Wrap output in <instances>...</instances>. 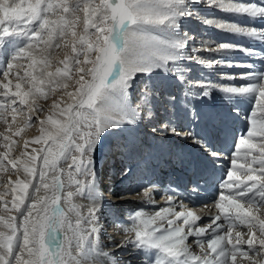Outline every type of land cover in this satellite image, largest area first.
<instances>
[{"label": "snow or ice", "instance_id": "1", "mask_svg": "<svg viewBox=\"0 0 264 264\" xmlns=\"http://www.w3.org/2000/svg\"><path fill=\"white\" fill-rule=\"evenodd\" d=\"M201 5L230 16L264 20V3L253 0H0V75L7 79L17 60L30 61L23 75L14 74L15 90L12 80H0V122L11 132L6 114L15 123L20 113L26 115L24 127L37 121L41 125L40 135L24 141L20 156L26 159H8L16 141L7 143L11 137L0 134L7 149L0 153V169L6 171L10 165L16 170L19 161L29 177L27 181L9 177L0 185L3 211L17 213L0 215V264H133L132 259L121 261L119 254L104 250L101 218L108 208L97 194V151L111 129L141 118L138 107L129 103L130 90L138 74L150 77L159 70L175 73L178 80L198 89V95L207 97L217 87L229 99L236 98L229 115H239L243 98L252 97L255 104L246 113L249 127L233 141L230 167L213 198L217 213L210 222L201 226L202 218L183 200L177 204L173 193L166 206L154 211L141 207L124 221L114 215L118 232L125 236L114 246L128 250L134 259L143 257L142 264H238V257L248 264H264V219L253 214L264 208V67L253 71L249 65L241 76L247 81L242 86L191 83L179 67L186 54L208 67L221 63L214 54L227 56L236 50L257 54L232 43L194 50L195 37L181 28L185 18L262 42L264 25L248 27L208 18L197 10ZM81 14L83 29L78 32ZM61 46L70 47L71 55L50 71L53 53ZM204 51L210 53L207 58L194 54ZM20 81H25L27 90ZM58 90L71 99L66 104L63 97L53 99L50 105L62 119L49 114L34 121L33 111H45L36 99L47 100ZM154 92V85L145 84L140 94L145 106ZM147 115L151 117L150 109ZM45 123L54 129H46ZM224 125L226 142L227 118ZM24 127L14 135L20 136ZM30 142L42 147L29 153ZM197 142L213 158L212 164L223 158V151L207 140ZM195 184L198 189L199 181ZM156 192L152 184L135 195L142 196V204L155 205ZM9 195L10 201L5 199ZM77 198L89 203L78 205Z\"/></svg>", "mask_w": 264, "mask_h": 264}, {"label": "bare ground", "instance_id": "2", "mask_svg": "<svg viewBox=\"0 0 264 264\" xmlns=\"http://www.w3.org/2000/svg\"><path fill=\"white\" fill-rule=\"evenodd\" d=\"M200 7H202V9H200ZM197 10L199 11V10H209V9H212L211 10V12L207 15V17L208 18H212V19H217V15H220V14H215V15H212V12L214 11L213 9H215V8H208L207 6H204V5H201ZM200 12V11H199ZM216 12V11H215ZM201 15H205V14H202L201 13ZM188 20V19H187ZM199 20L200 19H195V18H191V17H189V20L188 21H186V22H188V24L189 25H187V26H185V27H183V25L181 26V28H182V30H183V28H184V32H188L190 35H191V30H192V27H191V25H195L196 23H195V21H198V23H197V25H200V22H199ZM227 20H229V21H231V18L229 17ZM231 23H236L235 21L234 22H231ZM202 25H203V23H201ZM214 30L215 29V27H212V26H210V27H208V30ZM202 36V35H201ZM206 36V35H205ZM209 36H210V39H212V40H210V41H208L209 43H208V45H211V47H213V48H215V46H217V44L215 45V41H213L214 40V38H213V36H211L210 35V33H209ZM201 40V39H200ZM205 40V39H204ZM197 42H199L198 41V37L196 38L195 37V44L192 46L193 47V49H199V48H207V46L208 45H199V44H197ZM201 42V41H200ZM202 43V42H201ZM221 43V42H220ZM222 43H224L223 41H222ZM207 44V43H206ZM218 44H219V42H218ZM194 54H196V55H200V54H198V53H194ZM186 58H187V54H186ZM189 60H192V59H189ZM192 61H195V60H192ZM22 62H24V61H22ZM22 62H19V63H17V64H19L20 65V69H21V67L23 66L22 65ZM26 65V64H25ZM204 67H206L208 70H212V68L211 67H208V66H205V65H203ZM18 67H16V69L18 70L19 68ZM179 67H180V69L181 70H183V72H184V74L186 75V77H187V80L189 81V82H191V83H196V81H194L195 80V77L193 76L192 78H190L189 77V74L192 72V69H191V67L190 66H188V65H186V63L185 62H180V64H179ZM196 67V66H195ZM24 68V67H23ZM22 68V69H23ZM27 69V66L25 67V69H23V72L25 71ZM196 69L197 68H194L193 69V71H196ZM214 69V68H213ZM15 70V69H14ZM216 70H218V68H216ZM157 72V71H156ZM158 74H157V77H161V78H154L153 76H148V75H141L138 79H137V85H136V87L141 83V81H145L144 83L145 84H151V85H154L155 86V92H154V94L152 95L157 101H160V102H163V100H162V98H163V96H162V93H160L159 91H158V89L156 88V86H157V83H159V84H161L162 83V80H160V79H165V76H164V74L165 73H163V71L162 70H159V72H157ZM168 73V72H167ZM137 77V76H136ZM147 79V80H146ZM157 82H156V81ZM135 81H136V78H135V80H134V82H133V85H134V83H135ZM140 81V82H139ZM188 82H186V84H187ZM189 84V83H188ZM188 84H187V86H188ZM163 86H167V85H161V87H163ZM158 87H160V85L158 86ZM73 88V87H72ZM190 88V87H189ZM136 90V89H135ZM142 92V91H141ZM136 93V95L138 94L137 92H135ZM218 93V92H217ZM215 95V94H214ZM218 95V94H217ZM67 99H69V98H67ZM171 99V98H170ZM166 100V99H165ZM70 102V101H69ZM65 103V102H64ZM66 104V103H65ZM167 104V103H166ZM150 105H151V103H149L148 105H147V109H150L151 110V112L153 113V110L150 108ZM143 106V105H142ZM62 107H63V104H62ZM138 107V110H140V108H141V106L139 105V106H136V107H134V108H137ZM34 112V111H33ZM157 113H155V115H156ZM174 116H175V118L176 117H180V115H178L176 112H175V114H174ZM55 119H61L60 117H58V116H55ZM159 122V124L160 123H165L166 124V121H158ZM45 125H48L49 126V128H50V131L51 130H53L54 129V126H52V125H50V124H48V123H46ZM161 125V124H160ZM167 125V124H166ZM164 126V125H163ZM17 127H20V125H18ZM128 129L129 127H127V125L126 124H122L119 128H113V129H111L110 131H109V133H106L105 134V136H109V137H111V136H113V134L115 133V132H118V131H123V129ZM173 128V125H170V126H168V130L170 131V132H172L171 131V129ZM32 132H22V137L21 138H19L18 139V141H20L19 142V144L17 145L18 147H17V150L15 151V153H14V157H12L11 159H14V158H17V157H20V159H26L25 157H21L20 156V153H21V151L22 150H24L23 149V144H24V141L25 140H28V141H31L32 139H33V137H32V134H31ZM30 134V135H29ZM9 135H13V133L11 132V134L9 133ZM27 135H29L30 137H28ZM167 135H169L168 133L167 134H163V136L164 137H167ZM170 135H172V134H170ZM17 141V140H16ZM42 147V145H36L35 143H29V146H28V148H27V152H29V153H31L32 152V150L33 149H37V150H39L40 148ZM101 148L102 147H100L99 149H98V151H97V167L98 166H100L101 167V165L103 164V166L105 165V161H104V159H102L103 158V156H102V154H101ZM116 151H118L117 152V156H119L120 154H121V151L118 149V150H116ZM12 153V152H11ZM98 153H99V157H98ZM114 159H116V155H114ZM116 162V161H115ZM112 163V162H111ZM109 164V168H110V166H113V165H115V163L114 164ZM18 165H19V161H18ZM19 167V166H18ZM116 168L118 169V166H117V163H116ZM124 170V169H123ZM10 171V170H9ZM20 171V170H19ZM8 172V171H7ZM14 172V171H13ZM23 172V171H22ZM117 174L116 175H109V183L110 184H108L107 186H106V188H105V193H106V195L109 197V198H111L112 200H114L115 202H113L117 207H119V206H121V205H123V204H125V203H127V201L126 200H129L130 198H133V197H139L138 195H135V193L136 192H142V190H143V188L141 187L142 185H141V182H139V183H137L136 185L132 182V180L134 179V178H131V175H129L127 172H125V171H122V170H120V171H118V172H116ZM9 174H11V173H9ZM18 176V175H17ZM7 177V181H8V179H9V177L11 178V180L12 181H15L16 180V177H12V175H8V176H6ZM5 177V178H6ZM20 177V176H19ZM3 178V177H2ZM29 179V178H28ZM28 179H26V181L28 180ZM106 179H107V177H106ZM24 180V179H23ZM2 182L0 183L1 185H3V184H5L7 181H4V180H1ZM111 189V190H110ZM118 194H123V195H118ZM142 197V196H141ZM5 199L7 200L8 199V196L7 197H5ZM82 199V198H81ZM88 204V203H87ZM131 207L134 209V208H139V206L138 205H134V204H131ZM144 208L147 210V211H151L152 209L150 208V207H148V206H144ZM210 208V206L209 205H207V209L208 210H205V211H203L201 208L200 209H196V214L198 215V216H200L202 219H201V221H200V225L201 226H204L205 224H207V223H209L210 222V217H212V216H214L215 214H214V210H213V208H211V209H209ZM257 210H254L253 212L255 213ZM8 213H10V212H5V211H3V209H2V205H0V215H4L5 217H7V216H9L8 215ZM108 213H109V210L102 216V218H101V223H102V225H103V234H102V243H103V246H104V250L106 251V252H109V253H117V254H119V258L121 259V261H127V260H129V259H132L133 260V264H136V262H138V259H134V257H133V255L132 254H130V252L128 251V250H125V249H123V248H117V247H115L114 245H116V244H119L123 239H125V236L123 235V233L122 232H118V230H117V227H116V225H115V223L113 222V219L112 218H107V216H108ZM14 214H16V212H12V213H10V215H14ZM107 219V220H106ZM106 220V222L104 223V221ZM108 231H110V235H109V233H108ZM114 231V232H113ZM239 231H246V229H241V230H239ZM109 237H113L114 239H109ZM245 238H247V237H245ZM189 243H191V239H190V241H189ZM193 249L196 251V252H199V249L198 248H196V246L193 244ZM238 264H248V261L247 260H241V258L240 257H238Z\"/></svg>", "mask_w": 264, "mask_h": 264}, {"label": "rangeland", "instance_id": "3", "mask_svg": "<svg viewBox=\"0 0 264 264\" xmlns=\"http://www.w3.org/2000/svg\"><path fill=\"white\" fill-rule=\"evenodd\" d=\"M264 1V0H263ZM217 19H222V20H225L226 22H229V23H231V22H234L233 20H231V21H229V20H227V19H223L222 17H217ZM262 21H264V20H262ZM237 23V22H236ZM244 26H246V25H244ZM252 27V26H251ZM82 29H83V16H82V14H81V23H80V25H79V28L77 29L78 30V32L79 31H82ZM184 30V29H183ZM202 30H204V29H202ZM217 35H222V33H216ZM202 35V36H201ZM206 35V36H205ZM198 36V41L199 42H197V44H201L202 46L204 45H208V41H210V40H212V39H210V36H209V32L208 31H206L205 32V34L203 35V34H200L199 33V35H197ZM201 39V40H200ZM205 39V40H204ZM202 43H201V42ZM213 41H215V45L217 44V42H216V39H214ZM207 43V44H206ZM216 47V46H215ZM66 54H68V55H71V51H70V47L69 48H65V47H63V46H61V48L60 49H57V50H55V52L53 53V68H51V69H49L50 71L51 70H54V68H55V66H60V65H58L57 64V61L58 60H61V59H63L64 58V56L66 55ZM22 61H24V62H22ZM17 63H19V62H22V67H21V69L19 68L20 67V65L19 64H17V63H15V66H14V68H13V73L12 74H10V76L7 78V79H5L2 75H0V80H3L5 83L7 82V80H12V85H11V87L13 88V90H15V88H14V85H15V83L17 82V80L15 79V73L16 72H19L21 75H23V69H25V67L28 65V63H30V61H27V60H23V59H19V60H17L16 61ZM26 64V65H25ZM19 66V67H18ZM16 67H18L19 69L17 70L16 69ZM24 67V68H23ZM23 68V69H22ZM15 69V70H14ZM21 83H22V85H24V90H27V84L25 83V81H20ZM142 84V83H141ZM143 86H144V83L142 84ZM242 85H244V84H242ZM241 85V86H242ZM72 87H73V83L72 82H70L69 83V90H71L72 89ZM0 90H2V89H0ZM214 94L217 96V97H220L221 99H223V97L221 96V94L220 93H217V92H215L214 91ZM218 94V95H217ZM61 97H63V102H65V103H70L71 102V99L69 98V97H67L66 95H63V93L61 92V91H57L54 95H52V96H50L49 97V99H47V100H44V99H36V101H35V104H38V105H40V106H42L44 109H45V111L43 112V113H40V112H36V111H34L33 112V120L35 121L36 120V117H40L41 119H45L46 118V116L47 115H49V114H53V117L55 118V116H58V117H60L59 116V114H58V110L56 111V112H53L52 110H51V108H50V105L52 104V101H53V99H56V100H59ZM155 97V96H154ZM67 98H69V99H67ZM70 101V102H69ZM29 103H30V105H32V101H31V98H30V101H29ZM253 107H254V104H255V101L253 100ZM32 107L34 108L35 107V105H32ZM7 115V118H8V121H9V124H11V128H12V133H13V135L11 136V135H9V133L11 134V132H9V131H7V128H8V125H6L5 123H3V122H0V134H4V135H8V136H10L11 137V140L10 141H8L7 143H10L11 144V141L12 140H17L16 141V144L15 145H13L12 146V150L9 152V156H8V159H11L12 157H14L15 155H14V153H15V151L17 150V145L19 144V142L20 141H18V139L19 138H21L22 137V133H21V135L20 136H15L14 135V133L19 129V128H21V127H24V125H25V123L27 122L26 121V115L25 114H20V113H18L17 114V118H16V121H15V123H13L12 122V120H11V114H6ZM61 119H62V117H60ZM46 124V123H45ZM161 125L160 126H162V125H166L165 123H160ZM18 125H20V127H17ZM40 127H41V125H40V123L37 121V122H34V123H31V125L30 126H28V127H24V132H32L31 134H32V137L34 138V137H36V136H38V135H40L41 133H40V131H39V129H40ZM44 127L46 128V129H48V130H50V128H49V126L48 125H44ZM30 135V134H29ZM29 135H27L28 137H30ZM259 142V138L257 139V143ZM3 143H5L3 140H2V138H0V153H2V152H4V151H7V149H5L4 147H3ZM36 145H39V144H36ZM12 152V153H11ZM14 152V153H13ZM98 157H99V153H98ZM6 163V162H5ZM19 166V165H18ZM10 170V171H9ZM20 170V171H19ZM8 171V172H7ZM14 171V172H13ZM23 170H22V167H18L16 170H13V169H11V166L10 165H8L7 166V170L5 171V170H3V169H0V183L2 182L1 180H4V181H7V177L6 176H8V175H12V177H16V180H17V177H19L20 179H24L25 181H26V179H28L29 177L24 173V172H22ZM9 173H11V174H9ZM18 175V176H17ZM3 177V178H2ZM6 177V178H5ZM15 180V181H16ZM1 185V184H0ZM43 194V192H41V195ZM8 201H10L11 200V196L9 195L8 196V199H7ZM75 203L76 204H78V205H87V200H85V199H81V198H77L76 200H75ZM65 207H67V206H65ZM12 212H14V211H12ZM12 212H10V213H12ZM10 213H8V215H10ZM259 213V214H258ZM261 213V210L259 209L258 211H257V213H256V215L257 216H259L261 219H264V213H262V214H260ZM14 215H17V213L16 214H14ZM69 215H71L70 213H69ZM258 235H259V233H257Z\"/></svg>", "mask_w": 264, "mask_h": 264}]
</instances>
